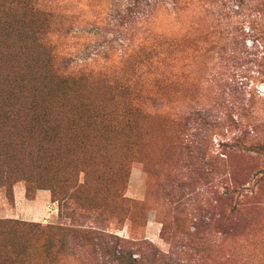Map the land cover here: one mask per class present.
Instances as JSON below:
<instances>
[{
	"label": "rangeland",
	"instance_id": "rangeland-1",
	"mask_svg": "<svg viewBox=\"0 0 264 264\" xmlns=\"http://www.w3.org/2000/svg\"><path fill=\"white\" fill-rule=\"evenodd\" d=\"M35 1L49 42L6 45L54 72L56 94L65 80L100 138L19 162L0 264H264V0ZM0 5L19 21V0Z\"/></svg>",
	"mask_w": 264,
	"mask_h": 264
},
{
	"label": "trees",
	"instance_id": "trees-1",
	"mask_svg": "<svg viewBox=\"0 0 264 264\" xmlns=\"http://www.w3.org/2000/svg\"><path fill=\"white\" fill-rule=\"evenodd\" d=\"M41 6L44 5L38 4L35 0H19V9L15 11L17 14H13V16H19V21L13 19L15 22H11L7 17L11 8L0 5V187H10L12 180L19 174V162L30 157L34 152L48 154L53 146L66 152L73 143L82 147L91 142L89 138H92L93 141L97 137L98 140L100 138V135H90L88 132L89 126L96 120H91V123H82V125L76 121L75 111L71 109L74 106L69 103L68 99L71 89L65 85L66 81L63 80L58 85L60 88L63 87V91L56 94L53 92L55 84H52V81L46 82V79L41 76L49 75L48 78H50L51 75L54 76V72L51 73L49 69L43 71L36 66V63L34 64L27 55V47L20 45L19 40L12 47L8 45L15 34L22 37L24 44L25 35L28 33L38 47L42 46L43 41L45 44L49 42L46 36L52 32L45 34L48 32L47 28L46 31L45 28H41L40 31L39 27L31 21L34 18L41 20L45 15L43 18L47 26L55 23L47 21L49 18L45 12L47 6ZM53 8L51 7V10ZM6 40H8L7 45ZM167 40L169 41L167 44L171 45H177L179 42L173 40L172 37ZM157 49H159V45L154 43L148 48V53L152 56L148 61V67H151L152 70H148L149 73L155 75L158 74L155 66L161 64L159 61L161 51L157 52ZM18 60L19 65L15 63ZM64 74L67 75V71ZM59 75L62 76V74ZM31 78H35V80ZM121 89L127 95L136 91L138 92L137 97H140L143 92V89L134 87L130 79L121 85ZM84 100L81 99L78 103L81 108L78 112L79 116H82L81 111L88 107L87 101ZM63 119L66 121L61 124ZM96 123L98 122L96 121ZM38 138V143H35ZM32 139L35 140L33 144L31 143ZM81 171L84 176L89 173L87 169ZM62 182L67 188L69 181L62 179ZM84 185H86V180L83 183H78L76 178L69 187L70 193L66 197L73 199L75 192ZM49 189L56 195L53 188ZM95 194L96 192L93 190V195ZM96 207L97 205H93L92 208Z\"/></svg>",
	"mask_w": 264,
	"mask_h": 264
}]
</instances>
